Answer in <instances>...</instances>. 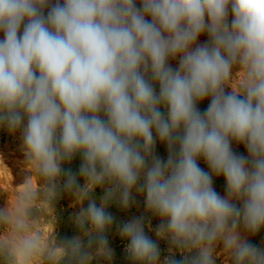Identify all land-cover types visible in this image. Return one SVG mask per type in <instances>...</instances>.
Returning <instances> with one entry per match:
<instances>
[{
    "label": "clouds",
    "instance_id": "clouds-1",
    "mask_svg": "<svg viewBox=\"0 0 264 264\" xmlns=\"http://www.w3.org/2000/svg\"><path fill=\"white\" fill-rule=\"evenodd\" d=\"M0 33V127L20 130L31 173L0 207V264H90L93 246L110 261L107 209H128L133 190L162 220L164 264H215L218 243L232 264H264L241 234L264 228V0H0ZM77 155L83 185L63 168ZM61 191L88 203L74 213L80 235L57 242L55 220L42 235L33 212ZM144 228L137 217L118 231L134 264H159Z\"/></svg>",
    "mask_w": 264,
    "mask_h": 264
},
{
    "label": "rangeland",
    "instance_id": "rangeland-1",
    "mask_svg": "<svg viewBox=\"0 0 264 264\" xmlns=\"http://www.w3.org/2000/svg\"><path fill=\"white\" fill-rule=\"evenodd\" d=\"M139 6V3H137V7ZM45 14H47V10H45ZM231 18L232 17L230 14L229 22L231 21ZM2 38L3 33H0V39ZM208 40L209 37L207 33H204L198 38L197 44L203 45L207 43ZM169 64L173 69L178 68L179 57L170 59ZM237 71L238 68L234 69V76ZM154 87L158 94V83L155 84ZM225 91L230 92L231 88L228 87L225 89ZM209 104L210 97L198 102L197 107L201 111V113H203L207 109ZM161 111L165 112L166 114V110L163 107H161ZM153 135L155 136V132L153 133ZM232 150L238 155H243L245 157L248 156L245 146L235 141L232 142ZM154 152L155 155L162 160H167V145L165 143H162L158 138L156 139ZM0 157L2 158L4 167V172L0 173V207H5L8 200H10L14 196L17 187L25 181V178L27 176L31 175V173L27 170V164L25 163V158L23 155L20 130L12 133L9 132L6 127H0ZM81 163L82 158L77 155L70 163H65L63 165V168L66 171L71 170L73 173H75L78 183L80 185H83L84 180L79 176V168ZM197 163L199 167H201L204 171H210L208 165L202 157L198 159ZM212 180L213 188L215 189V191L222 197L226 196V181L224 177L222 175H213ZM61 183H63V178L61 179ZM139 183H143V178H141ZM103 192V188L98 187L92 193V198L95 199L98 206L100 204V197L103 195ZM132 195L135 202L128 209H123L116 203L110 204L107 209L108 212H110L115 218L113 226L105 233L109 247L113 251L112 259L109 261L104 259L103 257L95 256V246H93V259L91 260L90 264H134V262L129 258L128 253L126 252V245L128 241L119 235L118 227L123 223L137 217H143L145 234L154 242H156L159 247V264H164L165 258L171 255V253L169 252V248L171 247L169 241L167 239L159 238L156 236L157 226L162 223L161 218L153 215L150 211L147 210L145 204V196L143 194L137 193L135 190H133ZM234 202L237 203L238 207L240 206V203L238 201ZM87 203L88 201H84L83 204H80L76 201L74 195L61 191L57 199L52 204V211L44 206H40L34 209V229L41 232L42 235L46 236L51 223L55 220L54 230L57 242L78 236L80 235V231L74 223V213H78L82 206L87 207ZM149 223L151 225L150 228ZM8 234L9 230L7 226L0 225V239L6 238ZM241 234L248 240L249 243L257 246L258 248H264V228H262L255 235H250L244 232L243 229H241ZM174 251L176 252L174 258L177 260H181L183 257L180 255V253L176 250ZM188 255L193 254L190 253ZM214 257L215 264H232L231 259L224 252L222 243H218L216 245Z\"/></svg>",
    "mask_w": 264,
    "mask_h": 264
},
{
    "label": "bare ground",
    "instance_id": "bare-ground-1",
    "mask_svg": "<svg viewBox=\"0 0 264 264\" xmlns=\"http://www.w3.org/2000/svg\"><path fill=\"white\" fill-rule=\"evenodd\" d=\"M1 158V157H0ZM1 172H4V167H3V164L2 163H0V173Z\"/></svg>",
    "mask_w": 264,
    "mask_h": 264
}]
</instances>
